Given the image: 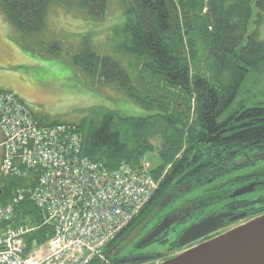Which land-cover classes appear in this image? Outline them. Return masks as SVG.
Segmentation results:
<instances>
[{"label": "trees", "instance_id": "16d2710c", "mask_svg": "<svg viewBox=\"0 0 264 264\" xmlns=\"http://www.w3.org/2000/svg\"><path fill=\"white\" fill-rule=\"evenodd\" d=\"M126 21L115 34L116 51L132 56L131 65L147 79L138 87L120 59L100 56L89 36L70 54L71 64L82 70L95 86H114L131 101L150 112L146 117H126L104 107L76 124L83 137V156L109 169L126 163L141 168L148 154L157 153L152 173L162 177L156 194L129 229L164 196L175 197L181 187L195 189L231 169L234 161L255 149L264 150V103L239 100L252 69L264 64V41L255 23L264 21V0H122ZM60 5L81 12L86 19L103 20L108 0H0V11L16 31L19 42L33 52L61 57V41L44 38L48 12ZM130 65V64H129ZM130 66V67H131ZM2 90H0L1 92ZM87 112V111H86ZM41 124L54 125L48 117ZM160 138L161 146L154 140ZM200 179V180H198ZM36 178L0 179V206L8 204L14 189L35 186ZM191 192V191H190ZM29 198L16 209L13 225L35 230L27 239L45 243L53 231ZM92 264H103L95 260Z\"/></svg>", "mask_w": 264, "mask_h": 264}, {"label": "built area", "instance_id": "2783aa9c", "mask_svg": "<svg viewBox=\"0 0 264 264\" xmlns=\"http://www.w3.org/2000/svg\"><path fill=\"white\" fill-rule=\"evenodd\" d=\"M0 131L6 176L36 185L20 188L0 208V264H91L140 214L159 186L144 169L115 170L82 154V136L71 125L41 127L12 94L0 95ZM27 195L53 234L29 249L28 226L12 227L16 207Z\"/></svg>", "mask_w": 264, "mask_h": 264}, {"label": "rangeland", "instance_id": "374dc122", "mask_svg": "<svg viewBox=\"0 0 264 264\" xmlns=\"http://www.w3.org/2000/svg\"><path fill=\"white\" fill-rule=\"evenodd\" d=\"M0 13L2 14L1 11ZM254 15L250 31L258 29L259 39L264 41V21L258 27L255 23L256 11ZM125 21L122 0H108V11L105 17L95 22L86 19L84 13L69 11L60 5L51 7L48 12L47 29L43 35L48 41L56 40L64 44L65 50L62 56L57 58L46 56V53L42 51L29 50L25 44L19 42L20 35L10 26L11 33L7 37V42H3L0 35V47L5 46L0 48V51L12 52L16 57L9 59L14 61L13 64L0 61V90L13 92L28 103L34 114L46 116L52 122L79 124L84 117L89 114L92 116V112L97 110L96 107L117 111L126 117L150 115V112L131 101L116 87L98 86L97 84L93 86L90 78L71 64L70 56L76 53L81 40L87 34L94 50L100 56L107 55L120 59L137 82L138 87L144 86L141 81L147 77L143 75L139 77V73L131 66L136 64L135 59L127 54H119L115 49L117 43L115 30L123 27ZM17 51L22 54V57ZM22 92H29L33 99L30 100ZM239 100H250L249 106L264 103V64L250 70ZM154 143L160 147L161 139H155ZM262 153L264 150L255 149L248 155L249 159L242 156L238 160L245 159L246 162L240 165L233 164L231 169L220 177L210 179L212 180L210 183L208 181L195 189L191 187L189 194H186L183 186L179 191V194L183 196L180 203L203 196L208 190H214L213 187L218 186L223 187L221 190V200L224 201L222 206L227 202L237 204L247 201L249 205L253 204L257 209L263 207L264 188L256 192L258 186H255L252 192L233 197L236 191L244 187L264 183V162L259 158ZM143 161V164L153 167L155 163H159V158L157 153L148 154ZM256 181L262 183H254ZM222 194L225 196L223 197ZM229 195L234 199L226 201ZM222 206L210 207L206 212L217 210ZM171 240L173 237L169 235L164 241L156 242L155 245L149 247L146 252L169 253Z\"/></svg>", "mask_w": 264, "mask_h": 264}, {"label": "flooded vegetation", "instance_id": "af4514ba", "mask_svg": "<svg viewBox=\"0 0 264 264\" xmlns=\"http://www.w3.org/2000/svg\"><path fill=\"white\" fill-rule=\"evenodd\" d=\"M210 179L206 181H209V183L212 182ZM254 183L262 182L256 181ZM263 186L264 183L259 184L256 192L264 188ZM213 188L214 190H208L205 195L200 196L201 198L198 197L184 203L182 202V204L180 201L182 200L183 196L176 198L171 193L164 196L158 206L153 207L148 214H146L143 218H140L132 226V228L128 230L126 235L119 239L115 246L109 250L110 262L112 264H161L164 261L177 256L182 252H185L186 250H190L201 243L210 241L226 233L227 231L246 224L248 221L254 218L264 215V205L263 207L257 209L255 206H253V204L249 205V202L247 201L238 202L237 204L227 202L222 206L221 204H223L224 201L221 200V190H223V187L219 188L218 186H215ZM181 189L182 187L179 190ZM190 191L191 186L189 190H186V194H189L188 192ZM168 196H171L170 201L164 207H161L160 204L163 200L168 198ZM222 196L224 197L225 195L222 194ZM229 199L234 198L230 196L225 200L227 201ZM214 206L222 207L217 210H212L208 213L206 212L208 208ZM242 214L246 215L243 219L232 221L233 218ZM222 215L228 216V218H225V225L221 230L210 234L209 236L204 237L187 247H181L180 237L187 229L197 223L202 222L204 219L210 216L216 217ZM167 217H172L174 219V223L164 232H162L153 242L140 247L146 237H148ZM139 231H141V233L137 236V238H135L131 243L127 244V241ZM169 235L173 237V240L170 241L171 247L169 246V253L146 252L149 247L155 245L156 242L158 243L159 241H164Z\"/></svg>", "mask_w": 264, "mask_h": 264}, {"label": "water", "instance_id": "95a60500", "mask_svg": "<svg viewBox=\"0 0 264 264\" xmlns=\"http://www.w3.org/2000/svg\"><path fill=\"white\" fill-rule=\"evenodd\" d=\"M259 158L264 161V153ZM246 162L245 159L235 161L234 164L240 165ZM251 184L236 191L233 197L248 194L253 191L255 186ZM187 186L186 190H189ZM182 190V189H181ZM171 196H168L160 204L164 207ZM246 215L242 214L233 218L232 221L243 219ZM225 218L228 216H210L202 222L197 223L187 229L180 237V245L186 247L200 239L213 234L225 225ZM174 223L172 217H167L140 245L153 242L162 232ZM141 231L136 232L127 244L131 243ZM161 264H264V215L234 228L221 236L210 241L199 244Z\"/></svg>", "mask_w": 264, "mask_h": 264}, {"label": "crops", "instance_id": "0c3cea01", "mask_svg": "<svg viewBox=\"0 0 264 264\" xmlns=\"http://www.w3.org/2000/svg\"><path fill=\"white\" fill-rule=\"evenodd\" d=\"M11 33V28H10V25L8 24V22L5 20L4 16L0 13V35H1V38L3 40V42H7V37L10 35ZM5 46H2L0 48H3ZM18 54L22 57V54L17 51ZM15 55L14 53L12 52H8V51H0V61H6L7 62H10V64H13L14 61H10L9 59H15ZM35 64V63H33ZM27 98H29L30 100H32V96L29 92H22ZM2 140V136L0 134V142ZM1 157H2V151L0 149V166H1Z\"/></svg>", "mask_w": 264, "mask_h": 264}]
</instances>
